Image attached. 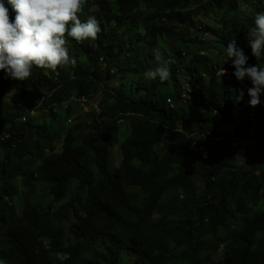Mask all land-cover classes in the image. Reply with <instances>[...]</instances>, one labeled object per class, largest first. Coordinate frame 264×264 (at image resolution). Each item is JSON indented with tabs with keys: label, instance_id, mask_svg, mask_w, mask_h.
Listing matches in <instances>:
<instances>
[{
	"label": "trees",
	"instance_id": "obj_1",
	"mask_svg": "<svg viewBox=\"0 0 264 264\" xmlns=\"http://www.w3.org/2000/svg\"><path fill=\"white\" fill-rule=\"evenodd\" d=\"M209 1L87 0L80 19L95 16L102 31L83 43L68 38L74 68L34 66L24 82L0 70L2 259L60 264L38 240L47 236L53 251L71 253L64 264H118L122 253L134 256L130 264H264V106L252 107L247 88L217 75L235 69L215 53L235 40L248 65L264 67L247 39L264 0ZM157 48L172 61L164 83L146 77L158 66ZM182 75L186 93L176 84ZM99 92V115L50 126L57 106ZM120 120L131 137L123 149ZM35 182L48 185L52 201L25 203L19 213L12 202L21 184ZM96 242L107 247L89 258Z\"/></svg>",
	"mask_w": 264,
	"mask_h": 264
},
{
	"label": "clouds",
	"instance_id": "obj_2",
	"mask_svg": "<svg viewBox=\"0 0 264 264\" xmlns=\"http://www.w3.org/2000/svg\"><path fill=\"white\" fill-rule=\"evenodd\" d=\"M6 0H0V70H3L7 78L15 81H27L32 75V68L51 69L57 71L59 67L76 66V59L71 57L66 46L68 38L78 43L85 40L98 39L102 31L100 23L95 16L89 15L86 20L80 16L85 15L87 0H7L11 10L15 13L14 21L9 18V7L5 5ZM240 1V0H235ZM254 27L248 30L247 39L251 46L252 54L260 60L264 58V13H257L254 17ZM158 66L146 73L151 80L159 79L161 83L171 78V59H164L159 48L154 50ZM231 63L235 70H218L219 76L230 75L241 86L247 88L250 97V105L256 107L259 104L264 106V67L248 65V56L237 47L235 40L229 41L226 45V60ZM227 73V74H226ZM227 75V76H228ZM229 78V76H228ZM245 79L251 82V87L245 83ZM114 88H118V80ZM243 98V93L237 97V102ZM263 98V99H262ZM80 106L86 108L89 100L84 98L75 100ZM94 112L99 115L100 109ZM72 123V122H71ZM119 123L124 125V120ZM181 127V126H180ZM119 149V147H116ZM22 202L32 204L30 201L12 202L13 205ZM18 211V210H17ZM43 249L47 251L55 261L64 264L71 258V253L66 251H53L52 241L47 236L38 237ZM97 250L90 256H94L99 249V242H96ZM102 246H106L101 244ZM68 248L67 242L63 245ZM39 248L37 252H39ZM99 250V251H98ZM104 254V253H102ZM123 257L127 255L122 253ZM133 260L131 259L130 262ZM0 264H10L0 257Z\"/></svg>",
	"mask_w": 264,
	"mask_h": 264
},
{
	"label": "rangeland",
	"instance_id": "obj_3",
	"mask_svg": "<svg viewBox=\"0 0 264 264\" xmlns=\"http://www.w3.org/2000/svg\"><path fill=\"white\" fill-rule=\"evenodd\" d=\"M240 8H239V11H244L243 5H240ZM98 10H99V8H95V9H93V12L95 13ZM113 26H115L114 23H113ZM211 39L212 38H210V40ZM215 53L217 55L219 54L218 57H220L219 59L221 60V62L224 61V56L226 55V50H221L220 53H217L215 51ZM228 76H229L228 80H230L231 77H230V75H228ZM176 84L181 87V89L183 90V93H186V90H187L186 77H184L183 75L179 76L178 82ZM237 84H239V83H237ZM139 96H142V93L134 94L131 97L136 99ZM260 96L263 97L264 93H262ZM102 98H103L102 94L100 92L97 93L96 95H94L93 99L89 100V102L90 101L91 102H90V104L87 103L86 108H83L82 106H80V103H78L77 101H72L70 104H67V105L57 106L56 107V114L57 115L55 118L56 119L55 123L50 124L48 121L49 119H47L46 121L50 124L51 127L54 126L56 129H64V128H67L68 126H73L77 122L84 121L85 115H88L89 113L93 112L97 108L96 106L100 107L99 102L102 100ZM187 102L189 103V99L187 100ZM187 102L185 101V103H182V105L184 104V106H186ZM184 106H182V107H184ZM98 109H100V108H98ZM37 113H38V111H37ZM41 113L42 112H39V114H41ZM218 118H219V116L217 117V119ZM217 122L220 124L219 125L220 130L226 132L227 134H232L233 129H235V127L231 124V122L230 123L227 121L222 122L220 119ZM42 123L43 122H41V124ZM239 124H241V122H239L235 125H239ZM238 128L239 127H237V129ZM120 134H121L120 140L122 141L121 143H123L121 149H123V145H125L131 141L130 136L126 137L127 134L129 135V130L125 124L121 126ZM60 151H61V147H58L56 152L58 153ZM120 152H121V150L117 149L116 147L112 150V159L114 161L115 166H117L119 164ZM52 157H53V155H49L47 158L51 159ZM0 159H2V157ZM48 192H49L48 185L44 182H41V183L35 182L34 184H31V185H29V184L22 185L21 184V190L19 191V193H18L16 199H14V201L16 200L15 202H18V201H22V199H23L25 201H30L32 204H35V205H38L39 203H42L43 205H48L50 203V201H52V197L49 195ZM26 194L31 195V197H29V195H28V197H29L28 198ZM72 196L74 199L76 197L78 200H80V198H81L80 191H78L76 195L73 194ZM19 198H21V199L19 200ZM53 205L57 206V203L54 202ZM23 206H24V204L22 202H19L16 204V208H17L19 213H22ZM104 247H106V246H102L101 244L99 245V249L103 250ZM133 258H134V256L131 255V253L127 254V258L122 257L118 264H130V261Z\"/></svg>",
	"mask_w": 264,
	"mask_h": 264
},
{
	"label": "bare ground",
	"instance_id": "obj_4",
	"mask_svg": "<svg viewBox=\"0 0 264 264\" xmlns=\"http://www.w3.org/2000/svg\"><path fill=\"white\" fill-rule=\"evenodd\" d=\"M208 1H209V0H208ZM212 1H214V0H212ZM224 1H225V0H224ZM231 1H232V0H231ZM231 1H230V2H231ZM241 1H242V0H240V2H241ZM244 1H245V0H244ZM246 1H247V0H246ZM249 1H250V0H249ZM209 2H210V1H209ZM209 2H207V3L209 4ZM232 2H233V1H232ZM140 3H141V2H140ZM192 3H193V2H192ZM196 3H197V2H195V5H196ZM234 3H235V2H234ZM250 3H251V2H250ZM203 4H204V3H203ZM212 4H214V3H212ZM222 4H224V3H222ZM222 4H221V5H222ZM198 5H199V4H198ZM205 5H207V4H205ZM215 5H216V3H215ZM218 5H219V4H218ZM232 5H234V4H232ZM240 5H241V4H240ZM261 5H262V4H261ZM202 6H204V5H202ZM222 6H223V5H222ZM234 6H235V5H234ZM198 7H199V9H200V6H198ZM212 7L215 8V6H213V5H212ZM219 7H220V6H219ZM236 7H237V6H236ZM202 8H205V7H201V9H202ZM207 8H209V7H207ZM207 8H206V9H207ZM217 8H218V7H217ZM234 8H235V7H234ZM261 8H262V7H261ZM196 9H197V8H196ZM210 9H212V8H210ZM236 9H237V8H236ZM240 9H241V8H240ZM214 10L216 11V9H214ZM257 10H258V8H257ZM226 11H227V10H226ZM261 11H262V9H261ZM117 12H118V11H117ZM211 12H213V11L211 10ZM243 12H244V11H243ZM248 12H249V11H248ZM254 12H255V10H254ZM213 13H214V12H213ZM218 13H219V12H218ZM250 13H251V12H250ZM250 13H249V14H250ZM252 13H253V10H252ZM114 14H115V13H114ZM114 14H113V15H114ZM216 14H217V13H216ZM216 14H215V16H216ZM244 14H246V13H244ZM247 14H248V13H247ZM117 15H118V14H117ZM223 15H224V14H223ZM230 15H231V14H230ZM237 15H238V14H237ZM242 15H243V14H242ZM251 15H252V14H251ZM251 15H250V16H251ZM253 15H254V13H253ZM228 16H229V15H228ZM172 17H173V16H172ZM236 17H237V16H236ZM240 17H241V16H240ZM111 18H112V17H111ZM111 18H110V19H111ZM113 18H114V17H113ZM248 18H249V17H248ZM250 18H251V17H250ZM230 19H231V18H230ZM230 19H229V20H230ZM112 20H113V19H112ZM240 20H241V19H240ZM240 20H239V21H240ZM101 21H102V20H101ZM215 21H216V20H215ZM237 22H238V20H237ZM244 22H245V21H244ZM244 22H243V24H245ZM246 22H247V21H246ZM103 23H104V22L102 21L101 24H103ZM106 23H107V22H106ZM233 23L236 24V22H233ZM238 24H240V23L238 22ZM233 25H234V24H233ZM241 25H242V24H241ZM192 26H193V25H192ZM227 26H228V25H227ZM236 26H237V25H235V28H236ZM221 28L223 29V27H221ZM224 28H225V27H224ZM232 29H234V28H232ZM232 29H231L230 31H232ZM226 30H227V29H226ZM228 31H229V30H228ZM182 32H183V31H182ZM223 32H224V30H223ZM227 33H228V32H227ZM200 38H201V37H200ZM165 39H167V38L165 37ZM201 39H202V38H201ZM196 40H197V39H196ZM196 40H195V41H196ZM203 40H204V39H203ZM207 42H208V41H207ZM207 42H206V43H207ZM176 43H177V42H176ZM160 44H161V43H160ZM170 44H171V43H170ZM207 44H208V43H207ZM212 44H213V43H212ZM195 45H196V44H195ZM161 47H162V45H161ZM176 47H177V46H176ZM176 47H175V48H176ZM79 48H80V47H79ZM175 48H174V49H175ZM205 48H206V47H205ZM68 49H69V48H68ZM162 49H163V48H162ZM180 49H181V48H180ZM207 51H208V50H207ZM207 51H205V52H207ZM71 52H72V51H71ZM184 54H185V53H184ZM187 55H188V54H187ZM216 56H217V54H216ZM252 59H253V57H252ZM254 59H255V58H254ZM254 61H256V60H254ZM259 61H260V60H259ZM228 62H229V61H228ZM249 63H250V62H249ZM225 66H226V65H225ZM214 67H215V66H214ZM220 69H221V68H220ZM183 73H184V72H183ZM132 75H133V74H132ZM130 76H131V75H130ZM130 76H129V77H130ZM47 77H48V76H47ZM129 77H128V78H129ZM222 78H223V77H222ZM130 80H131V79H130ZM224 85H225V84H224ZM180 88H181V87H180ZM237 105H238V102H237ZM94 109H95V108H94ZM29 122H30V120H29ZM185 127H186V126H185ZM223 137H224V136H223ZM220 138H222V137H220ZM244 142H245V141H244ZM152 165H153V164H152ZM152 165H151V166H152ZM195 182H196V181H195ZM26 195H27V197H28L29 194H26ZM181 196H182V195H181ZM27 197H26V198H27ZM29 197H31V195H29ZM29 197H28V198H29ZM34 197H35V196H34ZM172 198H173V197H172ZM15 199H16V198H15ZM174 199H175V197H174ZM181 199H182V198H181ZM187 199H188V198H187ZM29 200H30V199H29ZM32 200H33V199H32ZM176 200H177V199H176ZM188 200H189V199H188ZM15 201H16V200H15ZM169 201H170V200H169ZM184 201H185V200H184Z\"/></svg>",
	"mask_w": 264,
	"mask_h": 264
}]
</instances>
